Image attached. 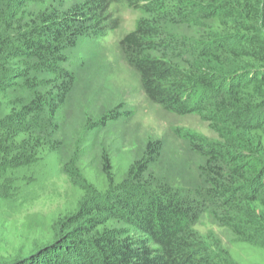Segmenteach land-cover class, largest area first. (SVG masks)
Returning a JSON list of instances; mask_svg holds the SVG:
<instances>
[{
  "label": "trees",
  "instance_id": "1",
  "mask_svg": "<svg viewBox=\"0 0 264 264\" xmlns=\"http://www.w3.org/2000/svg\"><path fill=\"white\" fill-rule=\"evenodd\" d=\"M113 4L140 14L121 47L149 100L216 136L175 130L204 160L202 185L156 178L150 142L125 177L112 165L77 189L74 212L10 221L56 174L77 178L58 138L67 52L113 29ZM205 214L264 264V0H0V237L15 251L0 264H234L199 238Z\"/></svg>",
  "mask_w": 264,
  "mask_h": 264
},
{
  "label": "rangeland",
  "instance_id": "2",
  "mask_svg": "<svg viewBox=\"0 0 264 264\" xmlns=\"http://www.w3.org/2000/svg\"><path fill=\"white\" fill-rule=\"evenodd\" d=\"M84 1L67 3L73 6ZM109 13L113 29L100 38L81 39L67 52L70 62L66 70L75 74V86L58 115V138L66 148L63 161L67 170L77 178L64 172L56 174L46 187L37 190V198L28 201L23 214L12 215L10 221L21 225L28 214L47 217L64 212L68 206H73L74 212L79 205L77 189L89 181L98 184L112 165L125 177L130 166L144 157L150 142L162 144L160 157L151 169L156 178L186 192L202 185L200 166L204 160L175 130H190L208 141L216 136L198 117L171 114L149 100L138 72L129 65L121 47L124 38L135 30L140 14L121 4H113ZM173 31L192 34L184 28ZM194 229L206 246L226 252L234 264H263L256 249L239 244L208 214ZM6 244L0 237V260L14 256V249Z\"/></svg>",
  "mask_w": 264,
  "mask_h": 264
}]
</instances>
